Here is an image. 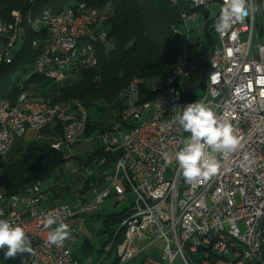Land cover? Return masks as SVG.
I'll return each instance as SVG.
<instances>
[{"label": "built area", "instance_id": "1", "mask_svg": "<svg viewBox=\"0 0 264 264\" xmlns=\"http://www.w3.org/2000/svg\"><path fill=\"white\" fill-rule=\"evenodd\" d=\"M186 2L194 8L196 3H204L206 9L211 6L207 0ZM249 2L255 4L256 0ZM89 9L90 5L76 0L72 10H44L40 14L45 27L31 29L39 38L31 44L37 54L27 78L36 75L50 82L71 79V72L85 66L87 54L76 56L72 50L74 39L85 31L95 32L107 45L108 29L101 19L88 18ZM0 33L8 34L0 50L1 63L25 37L19 24L1 26ZM217 35L218 56L207 63L213 65L211 87L196 101L211 107L220 119L229 120L241 146L226 157L217 154L220 167L209 178L193 183L184 178L175 153L190 133L180 134L174 117L193 103L184 93L192 79L186 41L185 60L175 83L169 89L155 88L164 92V106L155 112L153 125H147L138 137H130V129L149 102L142 100L138 82L128 94L120 95V123L112 132L101 133L98 140L105 154L116 144H124V151L113 164L112 175H105L91 191L90 200L81 190L74 195L73 205L54 207L48 204L49 196L39 183L11 197L0 192V219L23 227L32 240L33 251L17 254L15 264H79L73 251L81 228L111 195L134 198L119 227L123 229L122 242L116 246L110 242L106 251L113 249L117 264L128 263L155 244L163 245L164 264H264V248L257 241L259 230L264 229V23L254 8L243 23L234 24L223 36ZM201 72L204 77V69ZM20 96L18 105H0V142L1 127H8L9 133L8 143H1L0 157L29 133L58 128L60 134L51 147L71 160V132L82 130L85 136L88 110L60 109V119L49 122L50 111L28 107L23 93ZM92 170H83L86 180ZM48 213L58 214L69 226V237L61 245L48 242L51 228L58 226L44 227ZM217 225L227 227L228 236L218 235ZM3 254L0 250V259Z\"/></svg>", "mask_w": 264, "mask_h": 264}, {"label": "trees", "instance_id": "2", "mask_svg": "<svg viewBox=\"0 0 264 264\" xmlns=\"http://www.w3.org/2000/svg\"><path fill=\"white\" fill-rule=\"evenodd\" d=\"M75 1L36 0L30 3L29 0H0L2 27H9L14 23V12H20L25 21L24 42L13 55L10 65H0V98L13 105L22 93H31L38 100L51 104L77 102L88 111L96 109L102 116L101 122L93 125L88 119L85 132L88 138L97 132H109L103 128L107 121L102 114L107 107H117L116 124L120 123L123 109L119 97L132 79L143 82L142 100L149 102L145 106L152 111L154 96L149 86L156 80L170 76L173 65L182 52L181 38L174 33L175 30L181 32L183 26L188 23L183 22L182 15L193 16L197 11H201L203 23L208 26L212 25L220 14L219 12L215 19L210 20L206 11L190 6L186 0H82L104 15V20L102 16L100 19L108 29L107 45L89 40L96 50L97 67L83 71L72 83H68L71 79L54 84L36 75L26 79L37 54L31 49V44L39 38L31 31L27 22L28 15L31 20H35L44 10L55 13L71 10ZM188 32H192V29ZM7 39V33H0V50L6 45ZM208 43V47L202 48L201 52L210 57L214 45ZM194 45H199V41L192 46ZM195 55L197 57L199 52L196 51ZM203 86L202 79L200 84L202 91ZM185 97L192 102L199 98L187 94ZM28 99L31 100L29 97ZM54 130L59 136V129ZM53 142L31 141L23 148H17L19 144L17 143L5 157H0V192L3 191L6 197H11L38 183L45 191L47 185L51 184L53 187L59 185L60 192L65 191L66 183L57 182L60 174L64 172L62 168L69 160L52 149ZM118 155L119 153L105 154L99 147L90 157L92 164L80 169L81 172L84 169H93V176L84 182V189L89 186L90 189L93 188L91 184H95L96 181L103 182L104 174L111 172ZM59 191L55 189L54 194H61ZM125 212L126 210L103 218L102 233L107 235V244L113 241V246H116L122 242L123 229L119 230V227L124 220ZM91 251V248L87 247V254H91Z\"/></svg>", "mask_w": 264, "mask_h": 264}, {"label": "clouds", "instance_id": "3", "mask_svg": "<svg viewBox=\"0 0 264 264\" xmlns=\"http://www.w3.org/2000/svg\"><path fill=\"white\" fill-rule=\"evenodd\" d=\"M254 8L255 4L249 0H224L214 24L215 31L223 36L234 24L243 23ZM174 120L184 132L190 133L183 139L181 150L175 153V160L189 183L215 174L220 167L217 154L226 157L241 146L232 123L220 119L211 107L202 102L187 104ZM54 224L58 226L51 228ZM44 227L51 228L47 237L50 244L61 245L69 237V226L60 220L58 214L48 213ZM0 250H4L5 259L15 258L17 254L33 251L32 240L23 227L0 219Z\"/></svg>", "mask_w": 264, "mask_h": 264}, {"label": "rangeland", "instance_id": "4", "mask_svg": "<svg viewBox=\"0 0 264 264\" xmlns=\"http://www.w3.org/2000/svg\"><path fill=\"white\" fill-rule=\"evenodd\" d=\"M210 4L211 6L209 9H206L203 6L201 7V9L206 11L208 13V18L212 20L215 19V17H217V14L219 13L221 6L218 3H217L219 5L218 7L213 6L215 5V3H210ZM201 13H202L201 11H197L196 14L194 15L193 18L194 20L191 23L188 22L185 25V27L183 26V28L181 29V33H182L181 41L183 44L182 46L184 47L185 42L188 41L186 42V48L187 51L190 53V56H192L194 51L198 48L192 46L193 42L196 43L197 40L199 41V45H196L199 46L200 49L198 51L199 55L197 56L198 60L194 63V68L196 67V69L192 70L193 73L192 79L189 82H187L184 87L185 94L194 95L196 97H201L203 93L202 89L200 88V84L203 79V75L201 71L206 68L205 64L209 60V56L207 57L205 52H201V49L207 48L208 47L207 45H209L208 42H211V44H213L214 46L217 45L218 43V35L214 29V26L213 25L205 26L202 20ZM101 16L104 20V15L101 14ZM215 21L216 20H214L213 24H215ZM22 27L24 29L25 27L24 22ZM190 29H192L193 31L188 32L190 31ZM20 47L21 44H19L15 48V50L12 51V54L14 55L15 53H17ZM73 79L74 78H72V80L70 79L71 81H68V83H72L74 81ZM26 95L27 97L31 98V100L34 101L38 100L31 93H27ZM119 98L121 100V107L123 109V105H122L123 102L121 96ZM150 111L151 110H149V112ZM117 112H118L117 107H113V106L107 107L104 110V113L102 115L103 117H106L105 120L107 121V123L103 124V128L105 131L112 132L115 129V127L118 125L116 124L118 121ZM88 116L91 122L93 123V125H95L96 123L98 124L99 121L101 122L102 116L100 113L96 111V109H90L88 111ZM100 134H101L100 132H97V134H95L91 138L90 137L88 138L87 136L81 137V140L83 139L82 142L75 144L72 148L73 158L67 161L65 166L62 168L64 170L63 174L59 173L61 177L58 179L59 181L57 182V184L66 183L67 188L65 189V191L61 190L60 192L58 188L59 185L56 187L48 185L46 188L47 193H51V192L54 193V190L56 189L57 192L59 191L62 194L61 196H70L80 192L83 189L84 183L82 182H84L86 179L84 177L83 172H81L82 170L80 171V169L83 168V166H90L92 164L90 157L100 147V142L98 140ZM24 140L25 138L22 141H19L18 142L19 144L15 143L17 144V148H23L27 145V143H29V141H24ZM92 176H93V172L90 174V177ZM133 200L134 198L130 195H127L125 197V200L111 195L108 199L104 201L103 204L99 205L97 211L94 212L95 218L85 222L82 230H84L85 234L87 235L86 238L91 242L94 249L93 253L91 255L89 254V257L91 259L96 261L99 257V253L102 250L103 251L105 250L106 252L109 248V243L107 244L108 241L107 235L102 233L104 231L103 218L113 214L121 213L125 208L130 207V205L133 203ZM70 202H71V198H67L64 199V202L61 204L70 205ZM78 249H81V244L78 246ZM113 260H114V253L112 252L109 256V259L104 261V263L102 264H110V262H112ZM174 264H179V263L178 261H176Z\"/></svg>", "mask_w": 264, "mask_h": 264}, {"label": "bare ground", "instance_id": "5", "mask_svg": "<svg viewBox=\"0 0 264 264\" xmlns=\"http://www.w3.org/2000/svg\"><path fill=\"white\" fill-rule=\"evenodd\" d=\"M35 1L36 0H29L30 3H33ZM215 2H217L220 6H222L224 0H207V4L215 3ZM202 6L204 7V3H196V8H201ZM73 8H75V5L73 6ZM255 10H256L257 15H261V23H264V0H256ZM20 14H21L20 12L13 13L14 23L10 26H18L19 24V30L21 32V35L25 37V27L24 29L22 27L23 22L25 21L23 19L22 14L21 15ZM88 18H99L100 19L101 13L97 9L91 6V9L88 10ZM36 19L31 20L30 16L28 15L27 22H29L31 29L37 28V27H45L44 18H36ZM182 20L184 23H187V22L191 23L194 19L192 18V16L182 15ZM0 31H1V25H0ZM33 32L35 33V31ZM174 33L181 38L182 33L180 31L175 30ZM90 39L95 40L99 43H103L102 38H100L99 35H97L93 31H85L84 34L78 35V37L75 38L74 41L72 42V50L75 52L76 56H85V54H87V56L85 58V66H83L82 69H79L76 72H71V79L77 78L83 71L94 69L98 65L96 50L94 46L89 42ZM34 41L32 42V44H34ZM22 43L23 42H19V44H22ZM91 49H93V54H91ZM218 51H219V44L217 43V45L213 47L209 59L217 58ZM184 60H185V45L182 48L181 54L176 59L173 65L170 76H168L166 79L163 78V79L156 80L152 82L151 85L149 86V90L154 96V104H153L152 111L150 113L148 107L146 106L145 108H142L140 110L139 114L137 115V118L135 119L134 125L130 129V137H138L140 132H142L143 129H145L147 125H153V119H155V112H160L162 110V107L164 106V92L159 91L155 88L169 89L175 83L179 75L180 68L182 67L184 63ZM12 61H13V54L9 56L8 60L1 62L0 65H3V64L10 65ZM212 76H213V65H207L206 68L204 69V77H203L204 89H210ZM66 81L68 80H62L60 82H52V83L61 84ZM137 82L138 84H140L139 94H141V87L143 85V82L139 79H132L129 82L128 87L125 89V91L122 94H128L129 89L132 88L133 84H137ZM18 103H21V96L18 98L17 102L13 105H18ZM23 103H28V107L46 108V111H50L49 122H56L58 119H60V109H69V107H72V109L85 110V108L79 105L77 102H63V103H58V104H51L48 101L29 100L26 93H23ZM0 105H12V104L0 98ZM180 134H189V133L184 132L182 128L180 127ZM83 135H84V131L73 130V132H71V137L69 139V147H73L75 144H77L78 140H81V137ZM8 141H9L8 127H1L0 149H1V143H8ZM52 146H55V140L52 143ZM123 151H124V144H116L114 145V147H110L108 153H119L115 161V163H117V159H120L122 157ZM7 154L8 153H2V157H5ZM92 172H90V174ZM105 175H112V169L110 173L104 174V178H105ZM95 188L96 186L91 188V191L95 190ZM65 206H66L65 204L54 205V207H65ZM217 232H218V235L220 236H228V229L224 225H217ZM257 241L259 242V247L264 248V229L259 230L257 234Z\"/></svg>", "mask_w": 264, "mask_h": 264}, {"label": "crops", "instance_id": "6", "mask_svg": "<svg viewBox=\"0 0 264 264\" xmlns=\"http://www.w3.org/2000/svg\"><path fill=\"white\" fill-rule=\"evenodd\" d=\"M214 7H218L219 5L215 4L213 5ZM221 10V9H220ZM220 12V11H219ZM214 26V24H212ZM191 28V27H189ZM215 29V28H214ZM193 31V30H192ZM195 43V42H193ZM197 49L196 51H199V46H196L194 45ZM196 51H194L193 55L190 56V53L187 51L188 53V56H189V65H190V69L191 71L196 69V67L194 68V63L198 60L195 53ZM208 63V62H207ZM206 63V64H207ZM193 74V73H192ZM54 130V129H53ZM50 130V129H47V130H44L43 132L41 133H29L26 137H25V140L24 141H43V140H46V141H51L53 142L58 136L54 133L55 130ZM43 133V135H42ZM85 137V136H84ZM23 140V139H22ZM21 140V141H22ZM19 142V141H18ZM16 142V143H18ZM28 144V143H27ZM14 146V145H13ZM12 149V148H11ZM83 183V182H82ZM102 182H95V184H91L93 186H97L99 184H101ZM50 184V183H49ZM48 186V185H47ZM52 186V184L50 185ZM85 186V185H84ZM81 190V189H80ZM82 191L84 192V195L86 196V198L88 200L91 199V189H90V186L89 188L87 189H82ZM48 196H49V199H48V204L49 205H59L61 203L64 202V199H67V198H71V202H70V206L73 205V202H74V195H70V196H61L62 194H58V195H55L54 193H47ZM125 200V199H124ZM68 205V204H66ZM128 208H125L124 210H126ZM123 210V211H124ZM122 211V212H123ZM99 217V216H98ZM107 217V216H106ZM95 218L94 217V213L91 214L86 220L85 222H87L88 220H91ZM84 222V224H85ZM84 224H83V227H84ZM83 227L81 228V233H80V240L78 241V243L76 244V247L73 251V256H74V259L76 262H78L79 264H102L104 263V261H106L107 259H109V256L111 253H107L105 252V250L101 251L99 253V257L96 261H94L93 259H91L89 256H86V255H89L87 254V247L88 248H91V254L93 253L94 249H93V246L91 244V242L86 238V234L84 232ZM81 244V249H78V246ZM85 245H87L85 247ZM162 250H163V245L162 244H155L151 247H149L144 253L142 254H139L137 256H135L132 260H130L128 263L126 264H164L162 261H161V254H162ZM114 253V260L112 262H110V264H117V260H116V255H115V252ZM90 254V255H91ZM0 264H15V261L13 258H9V259H5L4 258V254L3 256L1 257L0 259Z\"/></svg>", "mask_w": 264, "mask_h": 264}]
</instances>
